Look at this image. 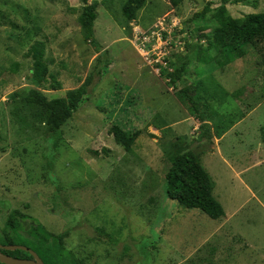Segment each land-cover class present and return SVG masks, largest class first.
Wrapping results in <instances>:
<instances>
[{"label":"rangeland","instance_id":"374dc122","mask_svg":"<svg viewBox=\"0 0 264 264\" xmlns=\"http://www.w3.org/2000/svg\"><path fill=\"white\" fill-rule=\"evenodd\" d=\"M126 1H89L100 4L98 52L78 22L81 0H0V231L21 210L55 235L68 230L66 248L84 264H264V41L232 63L201 65L186 44L206 43L211 29L200 31L206 24L196 15L221 0H185L181 10L146 0L135 20L123 14ZM227 8L243 18L264 12V0ZM36 41L60 83L38 86L49 99L80 87L102 53L108 62L53 152L45 110L11 98L34 86ZM181 54L192 63L171 86L163 72ZM183 88L203 98L219 134L201 158L225 210L218 220L164 196L167 154L191 144L200 125ZM114 125L140 132L131 151L116 143Z\"/></svg>","mask_w":264,"mask_h":264},{"label":"trees","instance_id":"16d2710c","mask_svg":"<svg viewBox=\"0 0 264 264\" xmlns=\"http://www.w3.org/2000/svg\"><path fill=\"white\" fill-rule=\"evenodd\" d=\"M81 1L84 3V7L78 22L83 30L85 41L94 46L98 52H102V46L94 34L100 4L89 3L90 0ZM184 1L169 0L171 7L175 10H181ZM231 1L234 3L247 2V0H221V5L215 10L211 11L205 7L196 15L197 19H202L206 24L200 28V31H203L205 27L211 29L209 34L202 36L205 44L192 45L190 40L186 44L187 48L193 50L196 61L201 65L214 63L223 66L232 63L246 56L245 47L247 45L264 41V12L246 15L243 18H234L229 14L227 8ZM145 3L146 0H127L122 9L124 16L130 20L137 19ZM209 12L211 15L207 16ZM28 55L32 60L34 86L27 92H14L11 98L21 99L45 110L44 126L47 129V135L51 137L53 143L51 151L53 152L62 140V127L84 103L86 96L91 93L90 87L91 90L94 88L95 85L92 84L94 74L100 78L103 70L107 68L108 62L103 59L105 53H102L97 58L98 66L95 72L90 74L80 87L69 90L64 97L49 99L38 86L51 81L52 89L57 90L60 89V83L56 80V76L49 71L45 60L44 43L40 41L33 43ZM191 63L192 58L188 54L176 57V61L171 63V69L163 72L171 86L177 85L187 75ZM198 88L199 85L196 86V89ZM191 89L183 88L179 91V95L191 116L200 123L198 135L189 145L174 144L172 150L167 154L163 177L164 196L165 199L177 201L185 209L199 210L211 219L218 220L225 216V210L213 195L214 182L203 166L201 158L212 149L215 138L219 134L209 123L207 106H205L203 98L196 95L195 91ZM261 131V140L264 143V127ZM110 133L116 143L126 151L132 150L140 134L139 131H127L118 125H114L110 129ZM94 153L98 155V152ZM98 231L104 236L106 235L101 228ZM0 237L2 245H22L30 248L45 264H84L83 260L66 248V240L69 238L68 230L55 235L21 210L11 212L4 229L0 231ZM109 239L113 241L111 236ZM2 252L14 258L33 259L28 252L21 250H2Z\"/></svg>","mask_w":264,"mask_h":264},{"label":"water","instance_id":"95a60500","mask_svg":"<svg viewBox=\"0 0 264 264\" xmlns=\"http://www.w3.org/2000/svg\"><path fill=\"white\" fill-rule=\"evenodd\" d=\"M5 251H16L21 250L28 252L33 259H19L14 258L10 255L4 254ZM0 264H45L43 260L30 248L22 245H2L0 244Z\"/></svg>","mask_w":264,"mask_h":264},{"label":"built area","instance_id":"2783aa9c","mask_svg":"<svg viewBox=\"0 0 264 264\" xmlns=\"http://www.w3.org/2000/svg\"><path fill=\"white\" fill-rule=\"evenodd\" d=\"M162 43H165L164 41L161 40ZM162 55H165V53H163Z\"/></svg>","mask_w":264,"mask_h":264}]
</instances>
